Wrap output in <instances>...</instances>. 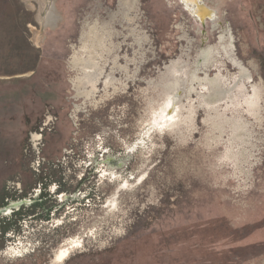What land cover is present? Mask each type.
Listing matches in <instances>:
<instances>
[{"label": "rangeland", "instance_id": "1", "mask_svg": "<svg viewBox=\"0 0 264 264\" xmlns=\"http://www.w3.org/2000/svg\"><path fill=\"white\" fill-rule=\"evenodd\" d=\"M201 1L0 0V264H264V0Z\"/></svg>", "mask_w": 264, "mask_h": 264}, {"label": "flooded vegetation", "instance_id": "2", "mask_svg": "<svg viewBox=\"0 0 264 264\" xmlns=\"http://www.w3.org/2000/svg\"><path fill=\"white\" fill-rule=\"evenodd\" d=\"M201 1V0H200ZM181 2L183 3V5L185 6V8L186 9H188L187 11H189L190 12V9L189 8H192L191 10H192V12H191V15H193V17L195 18V19H197V20H199L200 22H201V20H204V17H208V16H206V14H205V12H201V11H198L199 9H197V8H195V7H193L191 4H190V2L188 1V0H181ZM201 3H202V1H201ZM189 5V6H188ZM206 7V6H205ZM208 9V8H207ZM207 15H209V14H207ZM195 16H197V17H195ZM204 57H206V51L205 50H201L200 52H199V54H198V58H197V60H199L198 62H201L202 60H204L205 58ZM226 57V56H225ZM226 58H228L229 59V57H226ZM197 60H196V62H197ZM194 67H195V73L198 71V70H201L200 68H199V66H197V65H194ZM209 67V66H208ZM207 67V68H208ZM206 68V69H207ZM84 71H85V74H91L94 78H97L98 76H99V71H96L94 68H84L83 69ZM206 79V78H205ZM217 82V81H216ZM218 85V84H217ZM217 85L215 86L216 88H215V90H213L214 88L211 86V90H210V93L209 94H211V93H213V97H214V99H216V97H218V96H220L221 95V93L218 91V87H217ZM237 93H238V91H237ZM176 103H174V104H171L170 106H174ZM170 106H168V107H170ZM2 212H4V213H6L7 211L6 210H3Z\"/></svg>", "mask_w": 264, "mask_h": 264}, {"label": "bare ground", "instance_id": "3", "mask_svg": "<svg viewBox=\"0 0 264 264\" xmlns=\"http://www.w3.org/2000/svg\"><path fill=\"white\" fill-rule=\"evenodd\" d=\"M196 2H197V0H195V1H190V4L193 6V7H195V8H197V9H199L198 8V4H202L201 3V1H200V3H197L196 4ZM203 5V4H202ZM189 6V5H188ZM204 6V5H203ZM205 7V6H204ZM190 9V12H192V8H189ZM199 11H201L200 9H199ZM201 23L203 24V20H201ZM175 97H176V95H175ZM173 98V97H172ZM171 107L172 106H170L169 107V109H168V114H170L171 113ZM66 252L65 251H61L57 256H56V260L58 261V262H61V261H63V259L66 257Z\"/></svg>", "mask_w": 264, "mask_h": 264}, {"label": "water", "instance_id": "4", "mask_svg": "<svg viewBox=\"0 0 264 264\" xmlns=\"http://www.w3.org/2000/svg\"><path fill=\"white\" fill-rule=\"evenodd\" d=\"M197 3H200V0H197V2H196V4ZM198 8L201 10V12H205V14H206V16H208L207 18H211L212 19V12L209 10V9H207L206 7H204L202 4H198ZM188 10V9H187ZM199 11V10H198ZM189 12V11H188ZM190 14H191V12H189ZM207 14H209V15H207ZM193 16V15H192ZM195 17H197V16H195ZM206 17H204V19H205Z\"/></svg>", "mask_w": 264, "mask_h": 264}]
</instances>
